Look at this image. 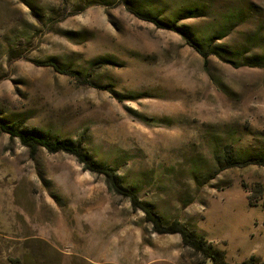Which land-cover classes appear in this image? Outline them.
Instances as JSON below:
<instances>
[{"label": "rangeland", "instance_id": "1", "mask_svg": "<svg viewBox=\"0 0 264 264\" xmlns=\"http://www.w3.org/2000/svg\"><path fill=\"white\" fill-rule=\"evenodd\" d=\"M134 10L217 54L206 68ZM0 119L81 146L226 264H264V166L231 167L225 153L264 158V0H0ZM14 259L212 264L154 234L73 156H31L0 130V264Z\"/></svg>", "mask_w": 264, "mask_h": 264}, {"label": "trees", "instance_id": "2", "mask_svg": "<svg viewBox=\"0 0 264 264\" xmlns=\"http://www.w3.org/2000/svg\"><path fill=\"white\" fill-rule=\"evenodd\" d=\"M191 11V10H190ZM196 10H192L194 12ZM198 10L196 11V13ZM137 18L151 23L159 29L169 30L178 33L186 41V43L198 52L204 59L206 68L209 65V57L213 53V45L210 49H205L187 30L178 28L176 25H172L164 20H161L158 16L151 13H144L134 10L132 12ZM45 66L52 67L56 71L68 74L64 70H61L55 63L47 62ZM73 74V73H71ZM78 76V74H76ZM85 82L87 80H84ZM0 130L8 135L12 139H18L21 145L27 148L31 156H36L41 149L46 150L49 154L65 153L73 156L79 164L83 165L85 171L103 177L107 189L115 196L121 197L128 201L134 211H140L145 216V221L148 223L154 234L160 236L166 235H178L181 238L182 246L184 249L191 251L196 257L211 261L212 264H226L222 253L214 250L208 242L199 237L194 230L183 224L179 220H174L170 224H166L164 219L156 212V210L143 201L134 189L127 187L119 178L117 172L107 166H99L90 160L85 154L81 146H74L68 141L56 140L52 141L36 132H21L15 130L11 125L0 119ZM226 161L231 167H247L250 165L264 166V158L260 156L238 158L231 146L226 149ZM255 195L264 193V189L261 186L256 187L253 192ZM13 264H22L19 259L12 260Z\"/></svg>", "mask_w": 264, "mask_h": 264}]
</instances>
